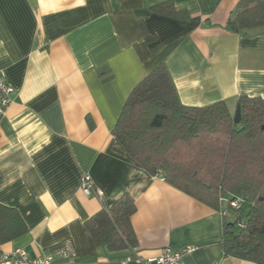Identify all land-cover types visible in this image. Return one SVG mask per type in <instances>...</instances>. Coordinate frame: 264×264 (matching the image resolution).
Masks as SVG:
<instances>
[{
  "label": "crops",
  "instance_id": "crops-1",
  "mask_svg": "<svg viewBox=\"0 0 264 264\" xmlns=\"http://www.w3.org/2000/svg\"><path fill=\"white\" fill-rule=\"evenodd\" d=\"M167 1L0 0V71L18 89L0 118V204L27 226L0 251L34 258L71 238L75 259L52 264H159L164 248L185 246V264H257L224 254L222 209L151 175L113 134L160 63L186 106L224 101L233 113L240 95L264 97V26L227 28L240 0H171L188 19L153 10ZM85 174L102 198L84 193ZM125 192L137 205L138 245L112 251L86 222Z\"/></svg>",
  "mask_w": 264,
  "mask_h": 264
},
{
  "label": "trees",
  "instance_id": "trees-1",
  "mask_svg": "<svg viewBox=\"0 0 264 264\" xmlns=\"http://www.w3.org/2000/svg\"><path fill=\"white\" fill-rule=\"evenodd\" d=\"M157 13L188 19L171 0ZM264 26V0H240L227 23L235 33ZM152 42L154 36L146 34ZM115 137L128 155L151 175L202 203L227 210L220 241L226 256L264 264V97L239 96L230 112L226 102L204 107L181 103L165 63L158 64L130 93ZM238 200V208L230 202ZM235 211L229 217V209ZM134 197L125 192L87 222L96 245L118 251L138 245L132 216ZM27 231L16 209L0 204V241Z\"/></svg>",
  "mask_w": 264,
  "mask_h": 264
},
{
  "label": "built area",
  "instance_id": "built-area-1",
  "mask_svg": "<svg viewBox=\"0 0 264 264\" xmlns=\"http://www.w3.org/2000/svg\"><path fill=\"white\" fill-rule=\"evenodd\" d=\"M17 91L18 89L8 80L6 72L0 71V118L6 115L9 107L13 104L14 95ZM81 187L87 196L94 195L98 198H102V192L94 185L92 177L89 174L83 175L81 179ZM230 206L238 208L239 201H231ZM227 212V210L222 211L223 215L227 214ZM192 249V246H185L181 249L166 247L162 250L158 258L152 260L159 264H185L183 257ZM76 255L74 241L71 238H67L52 251L38 255L34 258L29 256L28 251L25 248H16L8 253L0 251V264H52L59 259L73 260ZM132 260L131 257H128L125 263ZM137 261L141 262L142 260L137 259Z\"/></svg>",
  "mask_w": 264,
  "mask_h": 264
},
{
  "label": "rangeland",
  "instance_id": "rangeland-1",
  "mask_svg": "<svg viewBox=\"0 0 264 264\" xmlns=\"http://www.w3.org/2000/svg\"><path fill=\"white\" fill-rule=\"evenodd\" d=\"M234 213H235V211L233 210V209H229V217L231 218L232 217V215H234Z\"/></svg>",
  "mask_w": 264,
  "mask_h": 264
}]
</instances>
